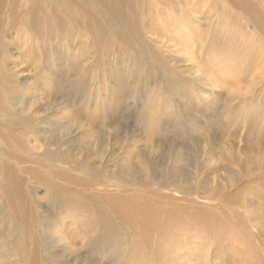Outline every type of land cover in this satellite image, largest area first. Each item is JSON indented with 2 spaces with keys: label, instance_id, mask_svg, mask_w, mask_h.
Masks as SVG:
<instances>
[{
  "label": "rangeland",
  "instance_id": "rangeland-1",
  "mask_svg": "<svg viewBox=\"0 0 264 264\" xmlns=\"http://www.w3.org/2000/svg\"><path fill=\"white\" fill-rule=\"evenodd\" d=\"M199 3L197 7H201L202 4L206 7L201 8L199 15L202 16L203 12L209 14L215 21V26L219 30L222 29V34L230 33L233 39L235 38L230 40V43H239L238 45L241 46L235 48L223 46L216 49L218 52H211L206 57L207 52L203 53L200 39L194 37L190 41L195 45L192 49L193 55H198L197 59L200 55H205H203L205 61L202 60L200 63L201 69L196 71L194 61L192 62L189 54L169 52L166 47L159 46L167 39H172L170 36L173 32L169 29V21H166L165 27L156 26L157 24L147 26V33L154 37L155 44L158 45L156 49L161 52L168 65L166 74H162L159 65L151 63L153 59L150 55L147 56V63L154 66L150 68L147 83L140 81L137 83L136 79L132 78L135 73L146 72L133 70L135 65L131 61L139 56V52L137 53L135 49H129L127 55L121 53L123 49L120 46L110 47L109 44L108 54L105 52L104 55L98 56L94 54L93 49L89 51L87 49L88 52L85 49L84 59H80L78 57L83 50L81 46L83 41L87 44L92 42L89 34L74 38L70 36L62 40L54 38L46 45L35 41L37 46H34L29 38L32 32L26 26L13 27L8 37L13 42V71H18L21 84L28 88L24 99L20 101L21 105L26 102L23 111L42 117H50L52 114L51 118L54 120L52 123L55 124L48 127L56 132L61 128L60 126L72 124L70 119L76 115L79 116L77 117L79 120L82 119L88 124L92 122L91 113L93 114L94 109L97 111L99 105L102 106L107 99H117L113 97L112 91L117 92L120 89L122 81L125 80L123 75H127L129 78L123 83L125 94L122 99H127L131 108L121 112L114 123L110 115H107L104 124L98 121L93 126L87 125V128L85 126V130L80 129V134L79 132L72 134L75 145L72 146L74 147L72 152L77 157L75 159L95 168L98 171L96 174L105 175V181L120 184L119 182H124L120 180L121 177L116 176L125 166L124 157L127 155L131 164L136 159L142 161L143 156L139 157L137 151H145L152 143L156 148L155 154L152 153L144 165L137 162L134 164L135 177L149 178L153 168H161L167 176H171L173 184L162 188L158 184L161 181H157L154 187L161 188L167 197L172 196L173 200L170 202H173V205L180 203L184 207L195 208L198 212L193 213L195 216H190L186 212L177 211L178 214H183L182 218L184 217L185 222L190 225L179 228L177 235L169 233L164 238H158L159 240L150 248L132 244L131 238L135 239V235L123 225H120L121 228L112 229V226L98 224L96 234L89 238L84 224L89 217L86 213L88 208L81 207L76 216L68 215L64 218L63 214L61 216L63 209L55 208L50 203L51 192L46 185L36 181L28 171L35 169L36 164L13 163L16 180L23 190V203L27 215L25 225H19L13 217V212L11 213L6 198L0 195V264H165L166 262V264H264V28H255L249 24L247 16L238 9L236 2L202 0ZM260 4L264 8V0H260ZM18 7H20L19 11H22L24 6ZM161 40L163 41L160 42ZM206 43L204 44L210 45L212 41ZM77 62H80V67H85L87 71L91 68L95 74V81L84 85L86 91L83 94L79 93L78 89L82 84L78 83H81L84 74L72 68ZM206 72L209 77L217 78L218 86L205 85L202 81L194 79L195 75L205 76ZM50 73L56 77L55 82L64 83L62 89L50 84L53 78ZM178 73L187 77V82L182 85L180 93L175 92L170 84L168 85L171 82L170 78ZM51 86H54V89ZM160 102L161 117H153ZM164 110L172 113L173 116L163 114ZM44 124L47 125L46 122ZM106 126L114 136H108L109 128ZM104 131L107 133L105 134ZM121 132L123 134L128 132L129 139L116 140L118 138L116 135ZM32 140L26 138L28 141L26 149L29 153L26 152L25 155L35 159L34 157L39 153L42 154V150L38 149L36 152L39 153H35L31 148L34 145ZM166 148H179L188 153L189 159L181 162L185 166V175H175L170 160L163 162L161 156L164 155ZM126 150L131 152L130 156ZM74 162L69 158V161L67 159L58 165L63 169H69L68 167L71 166L76 167L77 162ZM89 166L86 169L89 170ZM38 169L45 172L44 169ZM145 171H149V175L148 173L145 175ZM161 172L157 170V179L162 178ZM74 173L79 177L88 176L86 171L79 169H74ZM131 177L126 173L123 178L129 186L132 184ZM56 180L67 184L63 179ZM98 188L99 190L88 188L85 191L80 189L83 191L79 195L82 201L88 202L91 208L95 209L102 207L100 201L92 200L95 195L104 191ZM109 189L105 195L113 193V188ZM149 197L154 198L159 204L163 203L160 202L161 198H155L151 193ZM180 200H183V203ZM201 211L210 217L211 224L204 225L205 228L203 223L200 228L195 224L196 222L199 224L196 215L199 216ZM189 216L190 219L187 218ZM76 220L79 223H75ZM56 224L62 227L64 232H59L55 227ZM57 238H67L76 243L71 242L72 248H67V244L65 245L64 241L59 242Z\"/></svg>",
  "mask_w": 264,
  "mask_h": 264
},
{
  "label": "bare ground",
  "instance_id": "bare-ground-1",
  "mask_svg": "<svg viewBox=\"0 0 264 264\" xmlns=\"http://www.w3.org/2000/svg\"><path fill=\"white\" fill-rule=\"evenodd\" d=\"M200 1L202 0H42V1L41 0H38V1L37 0H27V1L25 0V3H23V0H0V160L2 162L0 164V195L6 198L8 205L11 209V213L13 212V215H14L13 217H15L19 225L21 226L25 225V222H26L25 217L27 215V209L25 207V204L23 203V190L21 188V185H19L20 183L17 182L16 180V169L13 163L14 164L16 163H22V164L26 163L27 164V162L35 163L38 168L44 169V171L46 172L45 173L41 171L37 167L35 169H28L31 175L35 177L36 181L40 183H44L47 189L49 190V192H51L50 193V203H52V205L55 208L63 209L62 211L63 213L61 212V216L64 215V218L68 215H71V217L72 215L76 216L77 213L79 214V210L81 207H83L84 209L88 208L86 213H88L89 217L86 219L84 224L87 228V233L90 236L89 238H91L93 235L96 234L95 232H97L98 230L97 228L98 224L99 226L101 225L112 226V229L116 227L119 228L120 225H123L130 232H132L133 235H135V239L131 238V241H133L132 244H135V245L138 244L140 246L150 248L151 246L154 245V243L157 240L164 238V236L168 235L169 233L173 235H177V233L180 231L179 228L183 226L187 227L188 225H190L185 222L186 220L184 219V217L182 218L183 214H181L182 215L181 216L180 214H178L177 211L186 212L190 216H195V214L193 213L198 212V210H196L195 208L193 209V208L184 207L180 203L179 204L175 203L176 205H173V202H170L173 200L172 196L167 197V194L164 195L165 193L161 190V188L154 187L156 186L155 182L157 181H161V183H158V184L159 186L161 185L162 188L165 185L169 187L168 185L173 184L170 178L171 176H167V174H165L166 172L164 173L161 168L155 166L156 168L152 169L149 178L135 177L134 164L137 162L138 164L144 165L146 163V160L148 161L149 159L148 157H150L152 153L155 154L154 151H156L155 150L156 148L153 147L154 144L150 143L147 146V149H145V151L144 150L137 151L140 154L139 157L141 155L143 156L142 161H139L136 159V160H133L132 161L133 164H131L130 163L131 161H129L130 158L128 159L127 155L124 157L125 162L123 164H125V166L117 173L118 176H116V177H121V179L120 178L118 179L124 182V183L119 182L120 184H115L113 182L105 181L106 179L105 175L102 176L101 174H96V172L98 171H96L95 168L90 167L88 164L84 162L83 163L77 162V160L75 159L77 157L72 152L73 151L72 149L74 148L72 147L74 145L73 143L74 139H73L72 134H78L80 129L84 128L85 130V126L86 128H87V125L93 126L98 121L101 122V124H104L106 122L107 115H110V119L114 123L117 120V117L119 116V114H121V112H124V111L126 112L129 109L130 106L127 103V99H122L125 94V88H124L123 83H125L129 77L127 75H123L125 76L124 77L125 80L124 82L122 81L120 89L117 90V92L112 91V93H114L113 97L117 99H107V101L102 106L99 105V108L97 109V111L96 109L93 110V114L91 113V115H93L92 122L88 124L84 123L86 121L83 122L82 119L79 120L77 118L79 116L76 115L74 118L70 119L72 121L70 123L72 124L62 125L60 126L61 128H59L58 131L56 132L55 130L50 128L54 126L55 124V123H52V120H53L51 118L52 114L50 115V117L48 116L42 117V115L40 116L34 115L33 113L31 114L29 112L25 113V110L23 111L22 108L23 106H25L26 102L22 103L21 105L20 101L22 102L21 99H24V95L27 94L28 88L23 86V84H21L18 71H13V68H14L13 59H12L13 42H11L8 37L11 35L9 33L13 31V27L15 26H22V27L26 26V28H28L32 32V35L30 34L29 38H30L32 45L34 46H37L36 45L37 42L35 41H40L42 42L41 43L42 45L43 44L46 45V44H49L50 40L54 38H58L62 40L70 36L74 38V37H81L83 35L89 34L92 42L87 44L85 41H83V44L81 45L83 50L81 52V55L78 58L84 59L85 49H86V52L93 49L94 54L98 56L100 54L104 55L105 52L106 53L109 52L110 47H113L114 45L120 46V48L123 49L121 53L122 52L124 54L127 53V55H128L129 49H135L137 53L139 52V56L135 58L133 61H131V63L135 65V67L132 66L134 67L133 70L140 71V72L142 70L143 71L145 70L146 72L144 71L145 73L143 74L135 73L133 74L132 78L136 79L137 83L139 81L146 82L149 77L150 68L154 67V66H151L150 63H147V59H148L147 56L150 55L151 58L153 59L151 60L152 61L151 63L159 65L158 67L160 68L159 70H161L162 74H166L165 70L168 69L167 62L163 59L161 52L157 51L156 49L158 48V45L155 44L156 41H154L153 39L154 37L152 38L151 37L152 35L150 36L146 31L147 26L149 27L150 25L152 26V25L157 24L156 26L165 27L166 21H169L170 22L169 29L172 30L173 32L172 33L173 35L171 34V36L170 35L169 36L172 39H167L165 43L159 46L161 48L166 47L167 51L169 52L175 51L177 53L189 54V56L192 59V62L194 61V68H196V71L201 69L202 66L200 63L202 60H204V56H205L204 54L206 52H207L206 53V57H207V55L209 56V53L211 52L213 53L214 51H217L216 50L217 48H221L223 46L227 48H235V47L241 46V45H238L239 43L237 44L235 43L236 45L233 43H230L231 42L230 40H234L235 38L233 39L230 33L228 34L226 32L225 33L223 32L222 34L221 32L222 29L219 30V28L215 26L214 24L215 21L210 17L209 14H207L206 12H203L202 16L199 15L201 13V8L205 7L204 4H202L201 7H197V5L200 4L199 3ZM228 1L236 2L238 9L247 16V20L249 24L253 25L255 28L256 27L257 28L260 27L261 29L264 28V8L260 4V0H228ZM22 5L24 7H22L21 9L22 11H19L20 7L18 6H22ZM195 28L197 31L196 30L194 31ZM169 29L168 31H170ZM188 32L189 33L191 32V33L188 34ZM194 37L199 38L201 41L200 47L201 49H203L202 51L204 54L202 55L199 54L200 59L199 58L197 59L198 55L197 56L196 54L195 56L193 55L194 53L192 49L195 47V45L190 43V41H192ZM26 39L28 40L27 37ZM209 40L212 41V44L206 45L208 44L206 42H208ZM162 41L163 40H161L160 42ZM109 44L111 45L110 47H109ZM208 47L209 49H207ZM39 48H41V45ZM104 64L106 63L104 62ZM80 65H81L80 62L79 63L77 62L76 64H73L72 68H74L77 71L80 70L84 74L82 79L80 80L81 83H78L79 85L82 84L78 90H79V93L83 94L86 91V88L84 85L88 84V82L95 81V74H93V70L91 68L88 70L89 71L88 72L84 66H83L84 68H82L80 67ZM93 66L94 65H92V67ZM50 74L53 77L52 81H50V84H53L57 89H62L64 83L60 84V81L55 82L56 77L53 76L52 73ZM207 74L208 73L206 72L205 76L195 75L194 79L197 81H202L205 85L218 86L219 84L217 82V78L215 79L214 77H209ZM170 79H171V82L168 83V85L170 84L169 86L177 93H180L182 85L187 82V77L183 74L180 75V73L174 74ZM239 82H242V81H239ZM54 86H51V87L54 89ZM156 91L158 92V90ZM112 93H109V94L112 95ZM31 103L34 104L35 102H31ZM32 106L33 105H31L30 108H32ZM156 107L158 109L155 110L153 117L155 116L161 117V114H160L162 111L161 102ZM192 107L194 106L192 105ZM165 113L167 115L173 116L172 113L166 112L164 110L163 114ZM143 116L146 117V115L144 114ZM45 122L47 123V125L44 124ZM106 127L109 128L108 126ZM120 128L121 127H119V129ZM104 133L106 134L107 131L106 132L104 131ZM81 134L83 135L82 132ZM111 135H113V133H111V130L109 128L108 136H111ZM117 136L118 138L116 140L122 139V138L129 139L128 132L124 134L121 132L119 135H116V137ZM27 137H29L30 140L33 139L32 141L34 142V145L31 148L32 150L35 151V153H39V152H36V150L38 149L39 151L42 150L41 151L42 154L39 153L37 157H34L35 159L26 157L25 155V153L29 151L26 149L27 143H28V141H26ZM165 150L166 151H164V155L161 156L163 157V162L170 160L173 164L171 165L173 167L172 168L173 173H175V175L177 174L185 175V171H186L185 166L182 165L181 162H183L185 159L187 160L189 159L187 157L188 153L185 152L184 150H179V148H172V149L166 148ZM126 151L127 153H129V156H130L131 152H129L128 150ZM144 153L148 155H145ZM73 157L74 159H72ZM69 158L71 159V162H74V161L77 162V163L74 162L76 163L75 165L76 167L73 168V166H71V167H68L69 169H65V168L63 169L59 167L58 164L65 162L67 159L69 161ZM126 160H127V163H126ZM87 166L90 167L89 168L90 171L86 169ZM74 169L86 171L87 172L86 174H88V176L79 177L74 173ZM157 170L160 172L162 171L161 172L162 178L157 179L158 177ZM126 173L129 176H132L131 177L132 184H130L131 186L127 185L125 183V179H123ZM147 173L149 175L150 172L145 171V175ZM57 178L67 181V184L57 182L56 180ZM98 187H100V189H103L104 193L100 191L102 193L95 195L97 198L95 196L92 198V200L94 201L97 200L102 203L101 204L102 207L95 209V208H91L88 202L82 201L79 195L83 191V190L81 191L80 189H84V191L88 188L91 190H99ZM109 188H113L114 190L113 193L109 195H105V192L110 190ZM172 189H169V190H172ZM71 193H73V195H71ZM149 193H151L152 196L155 198H158V199L161 198L162 201L160 200V202H163V203L159 204V202L155 201L154 198H150V197L148 198ZM198 208H201V207H198ZM94 209H95V212H93ZM190 216L187 218L190 219L191 218ZM196 217H198L197 221L199 222V224L197 222L195 224H197L199 228L200 226H202V223H203V227L204 225L207 226L211 224L209 220L210 217L206 216L205 213H203L202 211H201V214L199 216L196 215ZM74 222L79 223L78 220ZM190 222L192 221L190 220ZM214 223L216 222L214 221ZM57 224L55 227L59 229V232L60 231L64 232V229H62V227H59ZM43 225H44V222H43ZM193 228H195L196 230V226H194ZM32 229L33 228H31V230ZM57 239L59 242L64 241V244L65 245L67 244V248H72V245H71L72 241H69L67 238H62V239L57 238ZM117 239L120 240L121 238L120 239L117 238ZM33 241H36V240H33ZM27 245H28V241H27Z\"/></svg>",
  "mask_w": 264,
  "mask_h": 264
}]
</instances>
